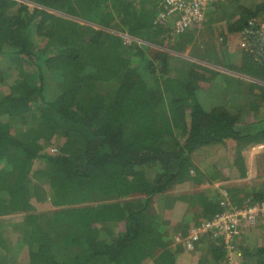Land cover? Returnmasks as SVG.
I'll return each instance as SVG.
<instances>
[{
	"label": "trees",
	"instance_id": "obj_1",
	"mask_svg": "<svg viewBox=\"0 0 264 264\" xmlns=\"http://www.w3.org/2000/svg\"><path fill=\"white\" fill-rule=\"evenodd\" d=\"M164 1L0 0V264H179L194 251L195 264H226L229 253L264 264L244 224L231 252L209 236L193 251L176 241L222 214V201L264 202V182L214 187L247 178L246 152L264 145V0L238 6L231 37L220 33L188 68L169 50L195 31L214 35L218 0L177 37L175 16L156 22ZM217 146L235 150L229 175L195 163ZM257 167L264 179V155Z\"/></svg>",
	"mask_w": 264,
	"mask_h": 264
},
{
	"label": "rangeland",
	"instance_id": "obj_2",
	"mask_svg": "<svg viewBox=\"0 0 264 264\" xmlns=\"http://www.w3.org/2000/svg\"><path fill=\"white\" fill-rule=\"evenodd\" d=\"M257 1L262 2L263 0H260V1L259 0H240L239 2L234 1V0H220L213 7V10H214L213 26H215L217 29V37H215L213 35L211 38H209V36H208V37L204 38V40H201V36L199 37L198 34H195L196 35L195 36L196 41L193 42L191 45L188 42H186L185 43L186 46H185L184 51L181 50L179 52H176V51L174 52V51L168 49L173 55L176 56L173 59L174 62L171 63V65L172 64L176 65V63H178L179 61H184L185 62V63H183L184 66L186 68H188L189 65H187L188 67L186 66L187 62H190V61L202 62L199 58H201V59L205 58L207 60L208 56H206V54L208 55V53L212 47L211 45L214 42V39H218L217 40L218 42L217 43L214 42V44H219V43H222L224 40H226V38H223L220 33H226L228 38L231 37L227 32V24L230 20L229 19L230 15L234 14L235 11L238 12V6H243V7L249 8V9L252 7H255V4L257 3ZM236 3H238V4H236ZM210 39H212V40H210ZM229 40H232V39H229ZM209 41H211V42H209ZM239 42H240V38H239ZM134 43L139 44L140 42L134 41L131 44H134ZM169 43H172V42H169ZM229 43L231 44L232 50L235 49L237 44H239L237 37L233 38V40L231 42L229 41ZM238 53H239V51H238ZM175 60H176V62H175ZM218 60L224 61V59L221 56H220V58H218ZM198 71L203 73V71L200 69H198ZM207 76H209V75L207 74ZM217 92H218V89H214L212 91V93H210V94H208L209 91L207 93H201L200 98L205 105L208 104L210 106V104L213 103V101H215L216 97H214V96H215V94H217ZM213 93H214V95H211ZM240 104H241V102H240ZM234 153H235V150L232 148V146H229V148L217 146V147L202 149L196 155L195 163L201 169L207 170V169H210L211 167L214 166V167H217V170H220V172L223 175H229L228 172H231V166L233 165V162H234L233 161L234 160ZM246 154L247 155L245 156V161L249 165L248 178L246 180H243V181L237 180L235 186L236 187L237 186H244L245 189L246 188L252 189L254 186L257 185L256 183H258L256 176H257V173L259 171V168L256 165L257 161H255V159L259 154H260V156L264 155V148L256 146L255 149L251 148L250 151L246 152ZM220 183L221 182H216L215 184L219 185ZM182 191H184L185 193H190L193 190L187 186L185 189H183L181 191L174 190L171 193H172V195L176 194L178 192H180V194H181ZM162 203H163V201L159 202L158 204H155L154 206H160L162 208V206H161ZM160 207H159V209H161ZM182 210H183V208H182ZM194 211L198 212V210H192V213H190V212L188 213L189 214L188 216H190L188 218L193 219L194 214H195ZM180 212H181V210H180ZM185 212H183L181 214L184 216V214L187 213V212L186 213ZM195 215H197V214H195ZM175 217H176L175 214H173V215L170 214V215H166L164 219L166 221L168 220V221L172 222V221L177 220V217L176 218ZM178 217H180V216H178ZM250 228L253 230L252 238L254 239V243L252 245L253 246H256L259 244L264 245V231L261 228V226H259V224L257 223L256 226L250 227ZM170 229L173 231L172 227H170ZM194 250H195V248H194ZM194 253H195V255H197L195 251H194ZM204 253H205V251H204ZM195 255H193V256L196 259H198L199 258V257H197L198 255L197 256H195ZM193 256H192V254L186 253L185 256L183 257V259L180 260L179 264H195L196 261L193 260Z\"/></svg>",
	"mask_w": 264,
	"mask_h": 264
},
{
	"label": "built area",
	"instance_id": "obj_3",
	"mask_svg": "<svg viewBox=\"0 0 264 264\" xmlns=\"http://www.w3.org/2000/svg\"><path fill=\"white\" fill-rule=\"evenodd\" d=\"M217 0H165L162 4L165 11L160 13L157 23L164 22L170 15L175 16L176 21L174 25L173 37H177L186 33L194 26H200L206 19L208 9ZM264 17H260L259 21ZM261 33L262 43L264 44V24ZM123 40L126 44H131L134 41L141 42L133 39L127 34H122ZM142 43V42H141ZM222 206L226 209L222 214L216 217L204 220L192 227L190 234L183 239L181 236L176 237L178 243L186 245L188 250L193 251L196 244L203 238L209 236L211 239L218 241L222 240L226 244L229 252L233 249L232 240L238 233V227L244 224L248 227L257 225L260 218L264 217V202L261 204H252L244 209H233L229 203L221 202ZM241 255L238 254V257ZM226 264H243L241 258H237L229 253Z\"/></svg>",
	"mask_w": 264,
	"mask_h": 264
},
{
	"label": "crops",
	"instance_id": "obj_4",
	"mask_svg": "<svg viewBox=\"0 0 264 264\" xmlns=\"http://www.w3.org/2000/svg\"><path fill=\"white\" fill-rule=\"evenodd\" d=\"M218 2H216V4H217ZM215 5V4H214ZM209 24H211V22H209ZM192 32H193V30L190 32L191 34H192ZM203 33H207V30H202L201 32L199 31V32H197V31H195V34H198V36L200 37L201 36V40H204V38H206V37H208L209 36V38H211L210 37V34H203ZM120 35H122V34H125V33H119ZM128 35V34H127ZM130 36V35H129ZM196 36V35H195ZM214 36L215 37H217V29H216V32L214 33ZM132 37V36H131ZM133 38V37H132ZM196 38V37H195ZM195 38H193L192 39V41L195 39ZM208 38V39H209ZM133 39H135V40H139V39H136V38H133ZM210 40H212V39H210ZM218 39H214V42L215 43H217L218 41H217ZM140 41V40H139ZM196 41V39L194 40V42ZM209 42H211V41H209ZM214 42L212 43V44H214ZM192 44V43H191ZM190 44V45H191ZM244 46V45H243ZM190 48V47H189ZM191 49V48H190ZM189 49V50H190ZM185 50V48L184 49H182V51H184ZM257 147H263L264 148V146L263 145H259V146H257ZM252 149H255V147L254 148H252ZM250 151V150H249ZM247 155V154H246ZM260 157V154L256 157V159H255V161H257V159ZM245 163H246V168H247V171H249V165H248V163L245 161ZM257 165V164H256ZM257 168V167H256ZM258 176V177H257ZM257 176H256V179L258 180L257 182L258 183H256L257 185L256 186H258L259 184H261V183H263L264 182V179H262V178H260L259 177V171H258V173H257ZM248 178V177H247ZM247 178H245V179H241L240 181H243V180H246ZM237 181V180H236ZM236 181H232V180H230V181H225V182H221L219 185H217V184H214V187L215 188H217L219 191H220V193L221 194H225L226 192L225 191H227L225 188H226V186H231V185H233V186H235L236 185ZM222 185V186H221ZM256 186H254V187H256ZM236 187V186H235ZM253 187V188H254ZM246 189H248V188H246ZM7 217H9V216H7ZM6 217H4V219H5Z\"/></svg>",
	"mask_w": 264,
	"mask_h": 264
},
{
	"label": "clouds",
	"instance_id": "obj_5",
	"mask_svg": "<svg viewBox=\"0 0 264 264\" xmlns=\"http://www.w3.org/2000/svg\"><path fill=\"white\" fill-rule=\"evenodd\" d=\"M126 45H132V44H126Z\"/></svg>",
	"mask_w": 264,
	"mask_h": 264
}]
</instances>
